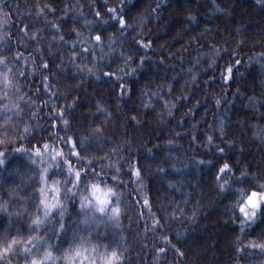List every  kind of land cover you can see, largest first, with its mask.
<instances>
[{"label":"clouds","instance_id":"obj_1","mask_svg":"<svg viewBox=\"0 0 264 264\" xmlns=\"http://www.w3.org/2000/svg\"><path fill=\"white\" fill-rule=\"evenodd\" d=\"M167 3L0 0V264H264V0L156 39ZM161 49L179 71L141 82ZM216 208L223 247L192 245Z\"/></svg>","mask_w":264,"mask_h":264},{"label":"trees","instance_id":"obj_2","mask_svg":"<svg viewBox=\"0 0 264 264\" xmlns=\"http://www.w3.org/2000/svg\"><path fill=\"white\" fill-rule=\"evenodd\" d=\"M143 2L144 0H136L137 5L142 4ZM209 3L210 0H168V3L164 5V7L166 8L164 19L168 21V29L166 33H157L156 39H167L169 36L172 35L176 28L183 23V17L180 15V11L186 4H198L201 10H206V8L209 6ZM99 4L103 5L104 0H98V5ZM235 6L237 16L241 18H250L253 23L255 22V16L251 14V0H235ZM203 22H216V20L211 19L208 16H204L201 20V23ZM219 22L221 26H224L228 23V21L223 19H220ZM181 43H183V40H177L171 43V47L175 48L178 44ZM193 43L202 44L203 41L197 38V40L193 41ZM159 56H167V51L161 49L159 52H153V59L146 61L148 65L147 69L141 72V82L143 79L151 78L152 76H155L157 79H160L161 77L169 78L173 72L179 71L178 67L172 65L171 63L164 64L160 62L158 59ZM169 59L171 61L175 60L176 58L171 57ZM209 75L215 78V74L210 73ZM178 83L179 79L177 80V82L172 81L174 87L177 86ZM202 96L204 97L205 102L201 103L200 106L198 105V114L204 107H206V93L198 94L196 96V101H200ZM197 113L194 112L193 115H197ZM210 173L211 170L209 169V172L206 173L205 176L201 177V182L205 186H207L208 184V178H210ZM189 174L192 175L191 172ZM156 195H160V193H156ZM164 196L165 198H167V193H165ZM179 198V196L176 197V199ZM219 214L220 210L218 208L209 210L207 216L208 227L204 231L203 235L200 233L195 234V238L191 242L192 245H200L202 243H206L209 238L215 237L217 240V248L221 249L223 247L229 229L226 226L217 223V218Z\"/></svg>","mask_w":264,"mask_h":264},{"label":"snow or ice","instance_id":"obj_3","mask_svg":"<svg viewBox=\"0 0 264 264\" xmlns=\"http://www.w3.org/2000/svg\"><path fill=\"white\" fill-rule=\"evenodd\" d=\"M101 7H102V6H100V5L97 6V10H96V11H97V15H102V13L100 12V8H101ZM103 7H106V8H107V11H109V12H113V13L116 12V8H114V7L111 6L110 4H109V5H106V6H103ZM119 23H121V24H125V23H126L125 18L121 17V18L119 19ZM23 27H24V30H25V31L28 30V25H27V24H24ZM77 31H78V30H77ZM95 39H96L97 41L101 40V35H100L99 33H97ZM140 43L143 44V43H145V42H144V41H140ZM150 43H151V42L149 41L148 44L150 45ZM141 60H143V57H141ZM239 62H240L239 60L236 61V63H239ZM43 64L45 65V67H48V66L50 65V62H49L48 60H45V61H43ZM106 74H107V75H113V73H111V72H108V73H106ZM232 75H233V67H232L231 64H229V65L227 66V68H226V73H225L224 79H225V80H229V79L232 77ZM46 79H49V80H50L51 77H50V76H49V77H46ZM118 87H119L121 93H123V92L125 91V85H124L123 83H120V84L118 85ZM217 103H219V101H217ZM59 111H60V114L63 115L65 110H64L63 108H60ZM59 122H60L59 120L56 121L57 124H59ZM262 131H264V130H262ZM221 150H223V149H221ZM227 167H229V165H228V164H224L220 171L222 172V171H223L225 168H227ZM140 171H141V170H140L139 167H137V168L135 169V172H136L137 175L140 174ZM253 196H255V193L253 194ZM144 203H145V204H150V200L145 199V200H144ZM249 203H254L252 197L249 198ZM166 239H171V237H166ZM161 251H165V250H164V249H161ZM181 254H183V253L181 252Z\"/></svg>","mask_w":264,"mask_h":264}]
</instances>
